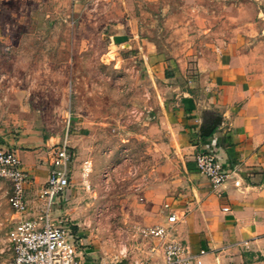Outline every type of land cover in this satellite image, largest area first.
<instances>
[{
    "label": "crops",
    "instance_id": "0c3cea01",
    "mask_svg": "<svg viewBox=\"0 0 264 264\" xmlns=\"http://www.w3.org/2000/svg\"><path fill=\"white\" fill-rule=\"evenodd\" d=\"M124 1L117 34L128 40L116 49L142 61L165 83L161 108L145 138L162 165L153 185L138 192L142 222L165 225L163 204H169L178 219V239L192 253L206 252L202 264H264V0ZM3 143L0 149L14 151L29 172L27 217L36 216L49 172L50 140L26 135ZM205 152L217 155L230 174L217 190L195 168L194 156ZM74 163L66 201L54 215L72 225L86 263L110 264L117 251L105 259L104 252L94 251L90 221L84 220L88 234L75 223L82 211L74 206ZM81 169L78 184L89 191V177L83 180ZM8 192L2 193L7 199Z\"/></svg>",
    "mask_w": 264,
    "mask_h": 264
},
{
    "label": "rangeland",
    "instance_id": "374dc122",
    "mask_svg": "<svg viewBox=\"0 0 264 264\" xmlns=\"http://www.w3.org/2000/svg\"><path fill=\"white\" fill-rule=\"evenodd\" d=\"M125 9L124 0H0V143L37 135L50 140L51 154L68 133L72 189L81 190L80 166L90 163L89 191L74 194L82 211L75 223L88 234L90 221L94 251L105 259L147 244L139 232L153 224L142 222L138 192L153 185L162 165L145 138L165 83L116 49L126 43L113 41L124 36L117 33ZM5 189L0 264L12 259L7 236L18 221Z\"/></svg>",
    "mask_w": 264,
    "mask_h": 264
},
{
    "label": "built area",
    "instance_id": "2783aa9c",
    "mask_svg": "<svg viewBox=\"0 0 264 264\" xmlns=\"http://www.w3.org/2000/svg\"><path fill=\"white\" fill-rule=\"evenodd\" d=\"M72 163L73 151L66 132L51 153L48 177L38 193L41 210L38 215L27 217L26 185L29 172L14 151H0V181L8 183V205L20 216L7 236L12 250L9 264H88L83 258L81 244L72 225L65 217L54 215L57 205L66 199ZM194 164L213 190H217L229 178L230 174L221 160L212 152L196 154ZM89 172L90 163L84 162L83 180L87 179ZM239 183L238 180L234 181V186L238 187ZM164 210L167 212L165 225L140 230V238L147 243L143 249L133 252V255L120 251L110 264H202L206 252L201 250L192 253L175 233L174 226L178 219L171 212L170 205L165 204ZM158 249L161 251L157 255L155 252Z\"/></svg>",
    "mask_w": 264,
    "mask_h": 264
},
{
    "label": "water",
    "instance_id": "95a60500",
    "mask_svg": "<svg viewBox=\"0 0 264 264\" xmlns=\"http://www.w3.org/2000/svg\"><path fill=\"white\" fill-rule=\"evenodd\" d=\"M128 39L126 36H115L113 37V41L114 43L116 44H121V43H124L126 42Z\"/></svg>",
    "mask_w": 264,
    "mask_h": 264
}]
</instances>
